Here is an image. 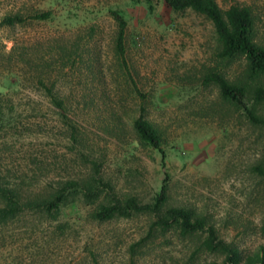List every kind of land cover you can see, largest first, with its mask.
I'll use <instances>...</instances> for the list:
<instances>
[{"label": "rangeland", "instance_id": "1", "mask_svg": "<svg viewBox=\"0 0 264 264\" xmlns=\"http://www.w3.org/2000/svg\"><path fill=\"white\" fill-rule=\"evenodd\" d=\"M216 1L248 6L264 47V0ZM112 12L126 22L122 54ZM8 15L22 21L0 23V264H231L204 230L156 225L150 211L99 216L129 198L152 204L163 185L162 212L203 219L237 264L260 253L264 125L203 78L243 86L264 118V73L220 57L207 17L163 0H0ZM136 120L159 134L163 164Z\"/></svg>", "mask_w": 264, "mask_h": 264}, {"label": "trees", "instance_id": "2", "mask_svg": "<svg viewBox=\"0 0 264 264\" xmlns=\"http://www.w3.org/2000/svg\"><path fill=\"white\" fill-rule=\"evenodd\" d=\"M166 5L174 10L183 11L190 9L204 15L213 24L218 41L220 43L219 56L222 58H233L244 56L249 68L254 72L264 73V47L258 45L253 40L254 17L248 6L231 5L223 10L216 0H163ZM117 21L118 34L116 37V49L123 53V35L126 26L125 20L117 12H112ZM50 12H42L35 15V18L46 19ZM22 21L18 15H8L3 18L1 24H14ZM205 83L213 82L219 87L220 94L224 100L235 102L240 105L247 118L256 124L264 125V118L257 117L252 110L245 104V89L241 85L229 82L218 72H210L204 78ZM256 100L264 103V87H257L254 90ZM57 106L61 107L62 102L55 99ZM134 127L140 137L151 143L161 154L162 164L164 154L160 146V136L157 131L146 121L136 120ZM259 174L264 175L261 167H256ZM64 198L62 190L58 195L46 202L47 209L58 208ZM166 199V187L163 185L152 204H139L135 199L129 198L124 204L116 202L105 207L100 213L101 218H108L114 213L129 215L132 211H150L155 216L154 224L169 227L176 224L182 233H193L204 230L208 233L205 244L209 249H222L227 254V260L231 264H237V257L233 250L222 240L217 239L214 229L210 226L206 228L203 219L194 218L191 211L184 208L172 207L165 212L161 211V206ZM233 254V256H232ZM226 264V263H224ZM243 264H264V248L260 253L248 259Z\"/></svg>", "mask_w": 264, "mask_h": 264}]
</instances>
